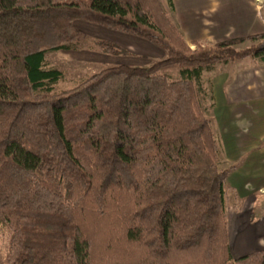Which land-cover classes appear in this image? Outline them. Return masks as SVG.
I'll list each match as a JSON object with an SVG mask.
<instances>
[{"label":"trees","instance_id":"1","mask_svg":"<svg viewBox=\"0 0 264 264\" xmlns=\"http://www.w3.org/2000/svg\"><path fill=\"white\" fill-rule=\"evenodd\" d=\"M77 21L165 58L57 90L63 73L45 69V56L84 41ZM263 42L264 33L192 50L161 0H0V264H264L263 252L230 254L235 166L221 168L203 79L231 61L264 63Z\"/></svg>","mask_w":264,"mask_h":264},{"label":"crops","instance_id":"2","mask_svg":"<svg viewBox=\"0 0 264 264\" xmlns=\"http://www.w3.org/2000/svg\"><path fill=\"white\" fill-rule=\"evenodd\" d=\"M161 2L189 46L264 33V0ZM227 82L222 99L228 111L218 126H224L220 138L226 164L239 161L230 165L235 168L227 183L239 197L240 210L226 209L230 254L237 259L264 253V63L238 66ZM231 235L238 244L232 245Z\"/></svg>","mask_w":264,"mask_h":264},{"label":"rangeland","instance_id":"3","mask_svg":"<svg viewBox=\"0 0 264 264\" xmlns=\"http://www.w3.org/2000/svg\"><path fill=\"white\" fill-rule=\"evenodd\" d=\"M75 23L76 26L82 29L85 33L84 41L77 45L75 50L69 52L47 53L45 56V69L56 68L63 73V78L56 85L57 90L69 89L81 79L89 77L90 75L98 73L108 67L119 64L147 67L153 62L165 58V55L161 50L142 39L108 30L88 22L77 21ZM98 40L114 42L115 44L121 46L126 54L121 56H109L97 48L96 42ZM202 46L209 45L202 44ZM247 46H249V43L237 46V49H242ZM190 48L192 50L196 49L193 45H191ZM252 61L262 63L259 60H252L250 58L241 61H231L226 64L218 65L214 71L205 73L203 76L207 89V95L209 97L210 104L213 107L210 118L213 131L216 134L215 139L218 145V154L222 165L221 168H228L230 165H234L239 162L226 164L225 158L223 157V147L220 138V135L223 134L224 126H218V123H224L223 118L225 117V111H228L224 106L222 99L225 87L228 83L227 79H229L230 82V77L234 76L235 70L238 66L242 67ZM164 73L170 74L174 78L178 77L177 68H169L165 70ZM225 75L227 79L224 77ZM226 184L227 186L229 185V183ZM227 197L228 200L226 209L228 212L229 210H235V206H237L240 202L238 195L232 190H228ZM230 232L232 234V229H230ZM230 240L232 245H236L239 242L238 238L233 237L232 235ZM7 247L8 234L5 231H0V258L6 253Z\"/></svg>","mask_w":264,"mask_h":264},{"label":"water","instance_id":"4","mask_svg":"<svg viewBox=\"0 0 264 264\" xmlns=\"http://www.w3.org/2000/svg\"><path fill=\"white\" fill-rule=\"evenodd\" d=\"M260 49H264V42L260 45V47H259Z\"/></svg>","mask_w":264,"mask_h":264}]
</instances>
